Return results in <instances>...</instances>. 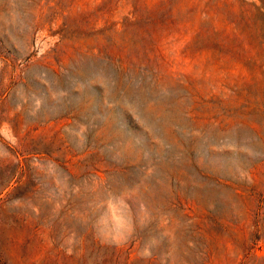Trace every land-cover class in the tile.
<instances>
[{
  "label": "rangeland",
  "instance_id": "rangeland-1",
  "mask_svg": "<svg viewBox=\"0 0 264 264\" xmlns=\"http://www.w3.org/2000/svg\"><path fill=\"white\" fill-rule=\"evenodd\" d=\"M207 1L0 0V264H264L263 38Z\"/></svg>",
  "mask_w": 264,
  "mask_h": 264
},
{
  "label": "trees",
  "instance_id": "trees-1",
  "mask_svg": "<svg viewBox=\"0 0 264 264\" xmlns=\"http://www.w3.org/2000/svg\"><path fill=\"white\" fill-rule=\"evenodd\" d=\"M210 2H214V3H217L218 0H208L207 1V4H210ZM223 6L222 8L224 10H227V12H231L232 14H234V20H232V22L230 23H233L234 24V33L232 34V37L235 38L237 41H240L241 38L243 37L241 31H239V27H240V22L241 21H248L249 23V28H253L254 30V33H256V35L259 37V38H263V43H264V34H263V26L260 25L259 23H257V21L254 20V18H252V11L251 10H245L243 9L242 7H239L237 10H233L232 9V6L228 3L227 0H223ZM135 7H136V4H135ZM262 16L264 17V11H262ZM207 15V14H206ZM261 36V37H260Z\"/></svg>",
  "mask_w": 264,
  "mask_h": 264
}]
</instances>
